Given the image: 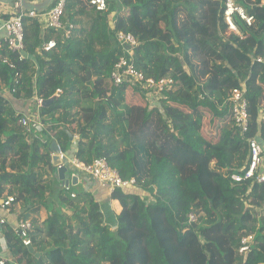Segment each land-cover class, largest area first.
Masks as SVG:
<instances>
[{"label": "trees", "instance_id": "trees-1", "mask_svg": "<svg viewBox=\"0 0 264 264\" xmlns=\"http://www.w3.org/2000/svg\"><path fill=\"white\" fill-rule=\"evenodd\" d=\"M106 1L97 11L90 0H65L60 28L24 17L21 61L0 49L14 64L0 60V199L14 197L8 215L0 208L4 264H264V184L231 177L247 169V139L264 143V0H237L255 20L238 21L241 38L222 21L225 0ZM114 32L135 38L126 56L136 69L172 79L157 103L138 86L114 85L123 55ZM16 73L15 99L49 101L37 107L40 130L21 126L3 94ZM242 88L246 132L229 101ZM52 141L83 163L105 157L135 181L100 202L86 190L71 198L50 162ZM21 218L34 225L27 247L15 230Z\"/></svg>", "mask_w": 264, "mask_h": 264}, {"label": "built area", "instance_id": "built-area-1", "mask_svg": "<svg viewBox=\"0 0 264 264\" xmlns=\"http://www.w3.org/2000/svg\"><path fill=\"white\" fill-rule=\"evenodd\" d=\"M90 3L94 5L97 11H105L108 9L106 0H90ZM65 0H57L51 4L49 8L42 12H28L23 10L19 4H15L13 14H9L3 22L4 36L0 37V49L4 46L9 53L15 54L17 59L21 61L24 57V37H23V18L24 17H36L40 19L45 28H60V14L64 8ZM222 21L225 26L236 36L242 37V29L240 28L238 21H241L246 26L254 25V17L247 9L238 3L237 0H225L222 9ZM237 19V20H236ZM72 26L70 25L69 28ZM114 38L121 46L123 55H121L110 73L111 79L114 85L130 84L132 86H138L142 89L148 97H154L155 95H161L162 92L172 87V79L169 77L154 79L151 77H144L143 73L136 69L132 61L126 56H132V47L137 45L135 38L131 34H124L120 32H114ZM55 46L54 40H49L42 44V49L48 51ZM2 63L8 65L9 68H14V64L7 57L0 58ZM21 75L16 73L13 77L12 86L8 89V93L14 94L16 89L20 87ZM36 106H40L42 98L36 96ZM229 101L231 103V112L235 120L236 125L246 132L248 129V113H247V100L244 89L234 91ZM18 123L23 127H29L30 124L34 126L36 130H40L44 127L37 117L31 116L30 113L24 114L18 118ZM248 154L249 163L244 173L232 174L231 177L237 181L254 179L257 183L264 184V143H259L255 138H248ZM59 147V145H58ZM60 149V147H59ZM59 157L61 163L57 168L65 167V177L59 181L60 188L63 189L68 195L73 198L75 193L72 192V177L71 171L83 172L90 175L100 186H105L110 191H113L115 187L123 185H131L134 183V179L123 181L118 172L111 168L105 157H99L94 159L91 163H83L74 157H69L65 152L60 149ZM14 197L6 196L5 199H0V208L5 212H9L8 206L13 202ZM193 216H190L192 219ZM4 221L3 217H0V223ZM34 229V225L30 219H19L16 223L15 230L18 236L21 238V242L24 246L31 245V239L29 233ZM250 237H243L240 241V247L238 251L240 253H246L250 246ZM2 241V240H1ZM7 247L4 252L0 253V264H4L7 261Z\"/></svg>", "mask_w": 264, "mask_h": 264}, {"label": "crops", "instance_id": "crops-1", "mask_svg": "<svg viewBox=\"0 0 264 264\" xmlns=\"http://www.w3.org/2000/svg\"><path fill=\"white\" fill-rule=\"evenodd\" d=\"M9 18V14L7 15H0V37H3L5 32H4V28H3V22ZM8 89H6L3 94L4 96L10 101V102H15L16 100L18 99H15L13 97L12 94L8 93L7 92ZM9 95V96H8ZM12 108H14V110L16 111V113H24V114H28L30 113L31 116H35L37 117L38 115V109H37V106L35 105L31 110H27V109H24V110H18V108H15L13 106H11ZM75 138V136H74ZM51 152V151H50ZM66 153V152H65ZM73 153H66L69 157H73ZM52 154V152L50 153V155ZM73 173L72 175L76 177V180H75V183L73 185L75 186H78L79 184L82 185V189L83 190H86V191H90L92 192V194L94 195V197L97 198V200L100 202L101 199L105 196V197H109L110 196V191L107 189V187L105 186H100L90 175H87L83 172H79V171H74L73 170ZM72 185V186H73ZM107 190V191H106ZM75 193V191H74ZM76 194V193H75ZM111 202H113L112 200L109 201V206H110V209L112 210L113 208L111 207ZM115 210V209H113ZM6 215H8V211L5 212ZM5 215V216H6ZM2 217V216H1ZM2 240V241H1ZM6 248V244L3 240L2 237H0V253L2 254L4 252V249Z\"/></svg>", "mask_w": 264, "mask_h": 264}, {"label": "water", "instance_id": "water-1", "mask_svg": "<svg viewBox=\"0 0 264 264\" xmlns=\"http://www.w3.org/2000/svg\"><path fill=\"white\" fill-rule=\"evenodd\" d=\"M52 1L53 0H41L39 2H33V1H28V0H0V3L9 5L12 7L17 3L23 10H26L28 12H42L46 10L48 7H50V5L52 4ZM48 102L49 101L42 100L41 105H46L48 104ZM63 130L68 135L70 140L74 139V135L70 133L66 127H63ZM50 151L52 152L50 162L56 168L57 177H58V180L60 181L65 177L66 168L64 166L57 168V166L61 163V159L59 157L60 149L56 141H52L50 143ZM75 180H76V177L73 176L72 184L75 183Z\"/></svg>", "mask_w": 264, "mask_h": 264}, {"label": "rangeland", "instance_id": "rangeland-1", "mask_svg": "<svg viewBox=\"0 0 264 264\" xmlns=\"http://www.w3.org/2000/svg\"><path fill=\"white\" fill-rule=\"evenodd\" d=\"M39 1H41V0H33V2H39ZM14 7V6H13ZM13 7L12 6H9V5H5V4H2V3H0V15H7V14H13V12H14V10L15 9H13ZM144 75V74H143ZM144 77H146L145 75H144ZM164 78H166V77H164ZM95 85H96V89L97 90H99V83H96L95 82ZM9 96V95H8ZM146 97H148V96H146ZM160 97V95H158V96H154V97H148V99L151 101V102H155V103H157L156 102V100H158V98ZM91 101V100H90ZM93 101V100H92ZM36 105V97L35 96H33L32 98H30V99H27V98H19L18 100H16L15 102H10V106H13V107H15V108H18V110H24V109H27V110H31L34 106ZM133 116H135L136 117V119H135V122H139V120H140V118H141V115H140V113L138 114V115H136V114H134ZM36 130V129H35ZM32 134H30V136H31ZM30 136H29V141H30ZM118 138V137H117ZM116 138V139H117ZM117 141H119V139H117ZM73 173H75V172H73V171H71V175L73 174ZM72 191H75L77 194H82L83 193V189H82V185H78V186H75V185H73L72 186ZM81 197L83 198V195H81ZM111 207L113 208V209H115V203L114 202H111ZM67 214H70V211H68V210H64ZM37 216V220L39 221V222H42L43 220H45L46 219V217H47V212H46V210L45 209H41L40 210V212L37 214V215H35V217ZM104 216H105V214H104ZM193 216V215H192ZM35 217H33L34 219H36ZM104 218H107L106 216L104 217ZM194 219V216H193V218H192V220ZM184 232V230L182 231V233ZM250 237V243H252L253 242V239H252V236H249ZM100 264H108V263H106V262H102V263H100Z\"/></svg>", "mask_w": 264, "mask_h": 264}]
</instances>
